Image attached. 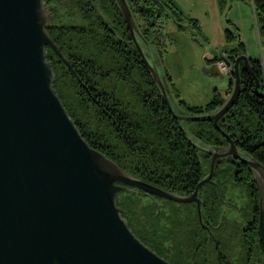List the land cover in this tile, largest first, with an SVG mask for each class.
Here are the masks:
<instances>
[{"label": "water", "instance_id": "95a60500", "mask_svg": "<svg viewBox=\"0 0 264 264\" xmlns=\"http://www.w3.org/2000/svg\"><path fill=\"white\" fill-rule=\"evenodd\" d=\"M116 1L169 108L186 126L185 120L210 119L226 134L220 119L241 93V61L255 79V90L264 95L253 58L240 53L231 60L226 45L218 55L230 66L224 70L234 87L225 103L202 114L176 111L148 48L153 44L128 0ZM52 16L44 0H0V264H174L132 230L118 193L138 189L177 202L196 201L202 221L201 187L213 179L219 159L232 154L256 175L264 248V163L242 156L230 134L229 146L197 140L210 153L211 166L190 194L134 176L89 142L54 86L47 47L73 66L49 32Z\"/></svg>", "mask_w": 264, "mask_h": 264}, {"label": "trees", "instance_id": "16d2710c", "mask_svg": "<svg viewBox=\"0 0 264 264\" xmlns=\"http://www.w3.org/2000/svg\"><path fill=\"white\" fill-rule=\"evenodd\" d=\"M66 1L45 0V4L53 13L48 25L49 32L73 66L70 67L53 48L47 47L48 58L55 71L54 86L69 114L93 146L134 176L177 193L193 192L211 166V155L203 151L197 140L219 144L222 132L213 120L201 119L210 126L196 127L192 134L185 122L169 108L116 0H71L72 4L65 7ZM161 1L166 8L155 0H128L134 15H139L144 21V27L140 26L143 35L156 46L163 58L166 49L160 33L165 16L174 18L181 30L191 28L195 39L202 35L198 18L186 15L175 0ZM230 2L219 0L222 9ZM251 2H254L255 12L261 20L260 30L264 32V0ZM60 7L66 8L63 13H60ZM56 18H60V21H56ZM225 33L228 40L237 41L229 44L226 50L229 57L234 58L243 52L240 38L237 40L240 37L238 28L228 22ZM209 60L219 61L221 57L217 55ZM253 60L257 61L258 58ZM254 70L260 81H264L261 64L256 65ZM165 76L168 84L172 75L167 70ZM241 81L240 97L231 108L230 115L227 113L226 116H232L234 134L243 140L247 152L264 163V95L255 90V79L245 65H241ZM233 84L232 77L229 86L233 87ZM168 93L172 96L171 90ZM176 94L179 96L178 92ZM225 100L218 92L205 105L192 104L179 98L178 109L191 114L208 113L218 109ZM226 116L220 122L222 127L225 126L223 120ZM225 161L217 162L215 176L218 170H222L220 168H223ZM231 162L224 167L226 179L235 177L249 192L244 214L250 218L245 220L248 224L241 232V241L250 246L246 258H257V264H264V248L259 235L258 186L246 164L242 161H238V164ZM216 181L205 182L201 187L204 210L211 223L217 220L219 214L216 202L211 204L209 213L207 201L212 197L214 200L224 199L223 190L222 193L219 191L221 186L218 185L221 184ZM143 196L137 190H123L117 195L121 213L132 230L162 256L167 248L178 261L182 262V257H188L186 262L199 264L198 256H204L207 247L201 243L203 238H199L201 222L196 204L198 230L191 233L175 228L172 221L162 215V205L155 198L144 201ZM165 234L179 236L175 240L167 238ZM212 241V249L216 241L220 243L214 237ZM195 252L198 253L197 261H192ZM169 257L167 259L176 262ZM225 264H230L227 259Z\"/></svg>", "mask_w": 264, "mask_h": 264}, {"label": "rangeland", "instance_id": "374dc122", "mask_svg": "<svg viewBox=\"0 0 264 264\" xmlns=\"http://www.w3.org/2000/svg\"><path fill=\"white\" fill-rule=\"evenodd\" d=\"M175 1L182 7L186 15L198 18L202 36L195 39L191 28L181 30L177 27L174 18L165 16L162 21L163 30L160 33L166 49L164 57L161 58L156 46L148 45V48L160 73H162L163 79L166 78L165 71L167 70L172 75V80L168 84L166 79L164 82L168 92L171 90L172 96H170L174 109L181 112L178 109L179 98L186 99L192 104L205 105L216 92L223 98L227 95L231 74L229 71H225L220 64V68H214L213 62L216 61L212 62L209 59L220 54V49L226 45L237 42L230 41L226 37L225 29L228 22L238 28L243 49L241 53L252 58L264 57V32L260 30L261 20L255 12V5L252 4L254 2L251 0H231L230 4L228 3L229 6L227 5L224 9L221 8L219 0ZM71 4V0H67L65 7ZM65 7H60V13L65 11ZM135 17L137 23L143 28V19L139 15ZM58 20L60 21V18H56V21ZM65 20L69 19L65 18ZM177 92L179 96L176 94ZM185 121L192 133L196 127L210 126L205 120ZM227 164L225 163L223 168H220L222 170H218L215 176L223 188L225 198L214 200L212 197L207 201L209 213L211 204L216 202L219 214L217 220L212 223L211 229L219 239L220 249L230 264H257V258L252 260L246 258L250 246L243 244L240 233V226L250 218L244 214L249 201V192L244 185L240 184V180L226 179L224 167ZM132 191L134 190L132 189ZM143 197L144 201L150 199L146 196ZM156 200L162 205V215L170 219L175 228L191 233L198 230L194 203L178 204L165 198ZM233 205L238 206L239 209L236 210ZM206 231H208L206 224L201 222L199 232L202 237L205 236ZM177 235L165 234L167 238L175 240L178 239L179 235ZM196 242L199 243V240L196 239ZM201 243L209 249L212 247L213 241L211 243V239L206 241L203 238ZM255 256L257 255L254 252L253 257ZM260 258L262 260V257ZM198 260L199 264L205 262L204 256H198ZM261 263L263 262L261 261ZM206 264H218L214 250L211 251Z\"/></svg>", "mask_w": 264, "mask_h": 264}, {"label": "flooded vegetation", "instance_id": "af4514ba", "mask_svg": "<svg viewBox=\"0 0 264 264\" xmlns=\"http://www.w3.org/2000/svg\"><path fill=\"white\" fill-rule=\"evenodd\" d=\"M142 34H143V32H142ZM227 56H229V54H227ZM231 58V57H230ZM261 58H264V57H261ZM261 58H258V60L257 61H254L253 59H251V65H252V67H253V69L255 68V66L256 65H260L261 64V66L264 68V61H262V60H260ZM234 58H231V60H233ZM232 65V64H231ZM241 65H243L244 66V62L243 61H241ZM241 65H240V68H241ZM230 70V69H229ZM233 87H234V84H233ZM233 87H229L230 89H229V91H228V96H226V100H227V98L229 97V95H230V93L232 92V90H233ZM260 89L264 92V81H261L260 82ZM241 94V93H240ZM239 97H240V95H239ZM239 99V98H238ZM237 99V100H238ZM225 100V101H226ZM225 101H224V103H225ZM237 102V101H236ZM223 103V104H224ZM234 106V105H233ZM232 106V107H233ZM231 107V108H232ZM231 108L228 110V112L227 113H229V115H230V110H231ZM227 113H225L222 117H221V119H220V122H221V120L223 119V117L224 116H226V114ZM229 115H227L226 116V118H224V120H223V123H224V125L225 126H223L222 128H223V130L226 132V134L228 133V134H230V136L234 139V141H235V143H236V145H237V148H238V150H239V152H240V154L242 155V156H247V155H250L248 152H247V150L245 149V147H244V142H242L243 140L239 137V136H237V134H234V128H235V125L232 123V121H231V118H232V116H229ZM225 133H223L222 132V137H221V142L219 143V145H221V146H229V144H230V138L229 137H227V135H226ZM203 151H205L204 149H203ZM206 153H207V155H210V153L208 152V151H205ZM222 159H226V161H225V163H228L227 165H229V164H232V162L231 161H235V163H237L238 164V161L240 162V161H242L244 164H246V166L252 171V173H253V175H254V179L256 178V175H255V173H254V171L251 169V167H250V165L248 164V163H246L243 159H241V158H239V157H237V156H235L234 154H232V155H229V156H225V157H222V158H220L219 160H222ZM228 160H229V162H228ZM224 163V164H225ZM241 164V163H240ZM226 165V166H227ZM238 168H239V170L241 169V167L240 166H238ZM216 170V169H215ZM259 177V176H258ZM259 178H261V177H259ZM232 180H234V181H236L235 180V177H233V178H231ZM148 181V180H147ZM211 181H216V179H215V175L213 176V179L211 180ZM256 181V180H255ZM151 182V181H150ZM217 182V181H216ZM153 183V182H152ZM257 183V182H256ZM155 184V183H154ZM218 186H221V185H218ZM217 186V187H218ZM225 189H226V187H225ZM134 190H137V191H140V190H138V189H134ZM223 190V188H222V186L220 187V189H219V191L221 192ZM142 194H144L146 197H148V198H155V199H157V198H164V197H162V196H158V195H155V194H150V193H147V192H145V191H140ZM222 193V192H221ZM220 193V194H221ZM226 193V192H225ZM190 194V193H189ZM200 197H201V200H202V206H201V208H202V221L201 222H203V223H205L206 224V229L208 230V231H206L205 232V236L204 237H202V235L200 234V236H199V238L201 237V238H204L206 241H208L209 239H211L212 237H214V238H216V239H218L217 238V236H216V234L214 233V232H212V229H211V227L213 226L212 225V223L210 222V221H208L207 220V217H206V211L204 210V203H203V201H204V197L202 196V194H201V190H200ZM224 198H225V196H223ZM192 203H194V204H196V206H197V208H198V204H197V202L196 201H193ZM229 206H231V205H229ZM233 207L236 209V210H238L239 209V207L238 206H234L233 205ZM240 210H242V209H240ZM259 211H260V206H259ZM198 212H199V208H198ZM200 215V214H199ZM201 220V219H200ZM247 222H244L241 226H240V233L242 232V230L244 229V227L246 228L247 227ZM238 226V227H239ZM212 233H213V235H212ZM208 239V240H207ZM219 240V239H218ZM219 242H217L216 241V244H215V247L212 249V248H209V249H206L205 250V252H204V258H205V262H204V264H206V262L208 261V259H209V255H210V253H211V251H213L214 250V253H216V256H217V263L218 264H225L226 263V257L224 256V254H223V252H222V250L220 249V245L218 244ZM168 247H170V246H168ZM163 251H165V250H162V252ZM197 252H195L194 253V257H193V260L192 261H197ZM163 256L165 257V258H168L169 256L170 257H173L175 260H176V262H178V263H180V264H194V262H186V261H188V257H182V262H180V261H178L177 260V258L174 256V255H171V254H169V250L166 248V251L165 252H163ZM200 256H202V255H200ZM169 257V258H170ZM170 261H171V258H170ZM172 262V261H171ZM176 262H174V264H178V263H176ZM173 263V262H172Z\"/></svg>", "mask_w": 264, "mask_h": 264}, {"label": "crops", "instance_id": "0c3cea01", "mask_svg": "<svg viewBox=\"0 0 264 264\" xmlns=\"http://www.w3.org/2000/svg\"><path fill=\"white\" fill-rule=\"evenodd\" d=\"M175 2H176V1H175ZM176 3H177V2H176ZM177 4H178V3H177ZM178 5H179V4H178ZM179 6H180V5H179ZM180 7H181V6H180ZM181 8H182V7H181ZM219 62H221V60L216 61V63L213 62V67H214V68H220V65H219L220 63H219ZM215 64H218V65H215ZM230 74H231V73H230ZM231 78H232V77L230 76L229 85H230V82H231ZM229 87H230V86H228V90H227V95H226V96H228V91H229V89H230ZM226 96H225V98H226Z\"/></svg>", "mask_w": 264, "mask_h": 264}, {"label": "built area", "instance_id": "2783aa9c", "mask_svg": "<svg viewBox=\"0 0 264 264\" xmlns=\"http://www.w3.org/2000/svg\"><path fill=\"white\" fill-rule=\"evenodd\" d=\"M220 65H221V67H222L223 69H228V70L230 69V66L227 65V64H225V62H224L223 60H221Z\"/></svg>", "mask_w": 264, "mask_h": 264}]
</instances>
